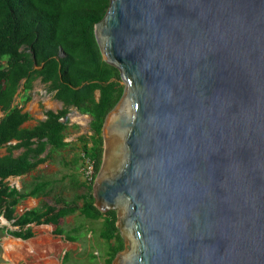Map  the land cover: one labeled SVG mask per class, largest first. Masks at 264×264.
Returning <instances> with one entry per match:
<instances>
[{"label":"water","instance_id":"water-1","mask_svg":"<svg viewBox=\"0 0 264 264\" xmlns=\"http://www.w3.org/2000/svg\"><path fill=\"white\" fill-rule=\"evenodd\" d=\"M94 35L123 83L92 184L111 264H264V0H109Z\"/></svg>","mask_w":264,"mask_h":264},{"label":"trees","instance_id":"trees-1","mask_svg":"<svg viewBox=\"0 0 264 264\" xmlns=\"http://www.w3.org/2000/svg\"><path fill=\"white\" fill-rule=\"evenodd\" d=\"M108 7L109 0H0V111L4 112L0 119V147L15 140L13 148L26 149L18 159L0 158V216L6 220L14 219L15 206L21 200L41 191L19 192L8 188L3 180L32 171L47 144L56 149L65 146L63 139L71 107L92 119V135H83L80 141L98 172L103 152L102 125L123 93L119 72L104 62L94 35V26ZM38 79L49 92H55L54 98L63 103V108L57 113L47 112L43 122L24 129L28 115L13 105L14 98L21 85L25 92L30 91ZM34 144L37 149L32 148ZM76 211L91 220H104L106 230L102 239L110 243L104 264H111L124 245L116 227V212L101 213L94 206L92 184L88 185V198L81 207H46L43 212H29L15 219L13 225L19 231L10 234L28 239L34 234L30 228H24L34 223L53 225V234L62 235L60 220ZM66 239L77 240L69 236Z\"/></svg>","mask_w":264,"mask_h":264},{"label":"crops","instance_id":"crops-1","mask_svg":"<svg viewBox=\"0 0 264 264\" xmlns=\"http://www.w3.org/2000/svg\"><path fill=\"white\" fill-rule=\"evenodd\" d=\"M54 93L49 92L47 85L42 84L39 79L34 82L33 89L30 91L25 92L22 85L19 87L13 105L22 108V112L28 115V119L23 123L22 128L32 129L46 119L47 112L57 113L62 110L63 103L54 98ZM27 96H29L28 100H26ZM98 96L99 93L96 94V98ZM74 109L73 107L69 108L68 114ZM2 117H4V112L0 111V119ZM68 121V128L64 133L63 142L65 146L63 148L56 149L47 144L37 157L41 161L32 171L18 176H9L3 180V184L10 189L19 192H33L38 189L41 193L27 196L21 200L15 206L14 219L6 220L2 215L0 216V227L3 230L0 235V264H27L33 260L36 264H52V261L56 264H63L65 253L81 249L79 240L69 241L64 233L54 235L52 232L51 236L46 232L39 233L38 228L50 224L36 225L32 223L27 225L24 229L30 228L34 234L28 239H21L10 234L13 231H19V228L14 226L13 222L24 214L43 212L46 207H53L56 210L66 206L81 207L84 201H87L89 184L84 181L81 175L80 168L82 164L79 156L83 148L80 137L87 134H84L85 132L81 135L74 134L73 132L80 128V125L72 124L73 122L70 119ZM88 134L90 133L88 132ZM16 144L17 141L13 140L1 146L0 158L18 159L22 157L26 153V149L23 147L13 148ZM32 148L37 149V144H34ZM76 216L82 217L79 211H76L74 214L62 218L59 227L63 229L61 224L69 217ZM3 219H5V222L2 221ZM103 221V219L95 220V222L100 223L99 225H103ZM31 243H35V247H31ZM41 252L44 256L39 257L38 253Z\"/></svg>","mask_w":264,"mask_h":264},{"label":"rangeland","instance_id":"rangeland-1","mask_svg":"<svg viewBox=\"0 0 264 264\" xmlns=\"http://www.w3.org/2000/svg\"><path fill=\"white\" fill-rule=\"evenodd\" d=\"M120 86L123 88L121 79ZM69 115L71 122H73L72 124L80 125L81 128H78L73 133L81 135V133L85 132L84 134L90 136L92 133L89 122L91 117L87 114H81L76 109L71 111ZM77 216L69 217L61 224L62 231L66 236L75 237L81 243L80 250L75 252L68 251L64 254L63 264H104L110 252V243L106 239H102V234L106 228L103 225H99L100 223L95 222V220ZM54 229L55 227L51 225L38 228L39 233L46 232L49 236L52 235ZM112 244L115 245V240H112ZM27 264H36V262L33 260Z\"/></svg>","mask_w":264,"mask_h":264},{"label":"built area","instance_id":"built-area-1","mask_svg":"<svg viewBox=\"0 0 264 264\" xmlns=\"http://www.w3.org/2000/svg\"><path fill=\"white\" fill-rule=\"evenodd\" d=\"M67 116L70 119V115ZM79 156L82 164L80 168L81 175L87 184H93L96 177L95 162L83 150L80 151Z\"/></svg>","mask_w":264,"mask_h":264},{"label":"bare ground","instance_id":"bare-ground-1","mask_svg":"<svg viewBox=\"0 0 264 264\" xmlns=\"http://www.w3.org/2000/svg\"><path fill=\"white\" fill-rule=\"evenodd\" d=\"M37 243H38V241H37ZM54 244H55V243H54ZM26 245H27V244H26ZM26 245H25V246H26ZM13 246H14V245H13ZM37 246H38V245H37ZM37 246H36V247H37ZM44 246H45V245H44ZM46 246H47V245H46ZM46 246H45V247H46ZM31 247H35V243H31ZM39 248H40V246H39ZM20 249H21V248H20ZM22 250H23V249H22ZM34 250H35V249H34ZM35 251H36V250H35ZM41 251H42V250H41ZM48 251H50V250H48ZM38 256H39V257H40V256H44V255H43V252L38 253ZM52 262H53L52 264H56V262H54V261H52ZM57 264H58V263H57Z\"/></svg>","mask_w":264,"mask_h":264}]
</instances>
